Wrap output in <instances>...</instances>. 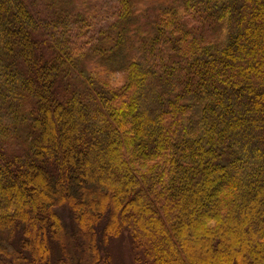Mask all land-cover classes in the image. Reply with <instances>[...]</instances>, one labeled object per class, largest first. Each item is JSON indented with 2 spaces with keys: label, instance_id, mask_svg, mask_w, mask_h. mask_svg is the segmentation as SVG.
Masks as SVG:
<instances>
[{
  "label": "trees",
  "instance_id": "trees-1",
  "mask_svg": "<svg viewBox=\"0 0 264 264\" xmlns=\"http://www.w3.org/2000/svg\"><path fill=\"white\" fill-rule=\"evenodd\" d=\"M82 232L264 264V0H0V264H87Z\"/></svg>",
  "mask_w": 264,
  "mask_h": 264
},
{
  "label": "rangeland",
  "instance_id": "rangeland-1",
  "mask_svg": "<svg viewBox=\"0 0 264 264\" xmlns=\"http://www.w3.org/2000/svg\"><path fill=\"white\" fill-rule=\"evenodd\" d=\"M84 211L85 210H89L91 212L87 213L90 217L93 218L92 221V225L88 228V233L90 236H92V240L96 241L97 238H99V223L101 222V218H98V214L100 212V209L98 206H96L95 204L92 205H83L82 208ZM64 219L67 222V217L64 214ZM82 238H80V241L78 243V246H76V250L79 252V254L81 255V257L84 259V261L86 260L87 264H94L95 259L94 256L96 255V252L94 250V248L92 249L90 246L86 247V236L84 234V232L81 233L80 235ZM70 241H72V239H70ZM56 241H51L50 242V248L53 251V254H56V246H55ZM238 243V240L235 242ZM114 244V247L112 248V259H113V264H146L144 262H136L135 261V256L134 255V251L132 249V243L131 240L128 238V236H125V238H123V240L121 241H116ZM64 247V245H63ZM198 249V251L200 252L201 248L198 245V247H195ZM73 251V250H72ZM84 255H87V258L84 257ZM28 260L29 262H32V264H36L35 261V256L32 253V251H30V254L26 253V256H24V260ZM24 260H20L19 263L22 264L23 262H25ZM38 264H39V260H38ZM50 264H56L55 261H52Z\"/></svg>",
  "mask_w": 264,
  "mask_h": 264
}]
</instances>
